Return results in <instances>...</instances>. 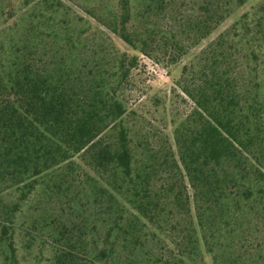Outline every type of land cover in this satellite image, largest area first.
<instances>
[{
	"label": "trees",
	"instance_id": "1",
	"mask_svg": "<svg viewBox=\"0 0 264 264\" xmlns=\"http://www.w3.org/2000/svg\"><path fill=\"white\" fill-rule=\"evenodd\" d=\"M67 1L125 47L0 0V264L16 232L35 264H264V0L182 66L172 140L125 98L138 53L173 64L246 0Z\"/></svg>",
	"mask_w": 264,
	"mask_h": 264
},
{
	"label": "rangeland",
	"instance_id": "2",
	"mask_svg": "<svg viewBox=\"0 0 264 264\" xmlns=\"http://www.w3.org/2000/svg\"><path fill=\"white\" fill-rule=\"evenodd\" d=\"M65 1L71 4L79 15L103 29L119 48L125 47L116 36L111 34L106 28L95 23L92 18L87 17L80 8L67 0ZM175 1L178 4L183 1V6L184 4L196 6V2L192 3L190 0ZM258 1L246 0L208 38L201 39L197 45L189 48L188 52L173 64L169 63L170 53L164 51L163 41L160 38L155 43V46L159 50L157 53H153V55L138 53V65L132 71L126 82L125 98L128 105L142 113L154 125L164 129L170 140H172V130L174 127L172 120H176L187 113L193 106L192 101L180 90L177 84V80L181 76L182 66L189 62L206 45L208 40L212 39L219 31L230 25L244 10ZM133 7L135 8V6ZM185 43L186 41L184 40ZM23 240L22 235L16 232L15 245L19 263L35 264L37 248L32 246L31 250L28 251L22 246ZM43 255V257L48 256L47 250L43 251ZM41 262L42 264H46L44 261ZM207 263L210 264L209 261Z\"/></svg>",
	"mask_w": 264,
	"mask_h": 264
}]
</instances>
